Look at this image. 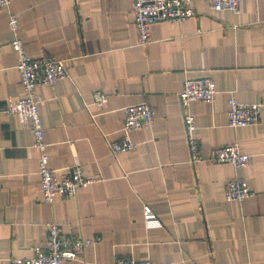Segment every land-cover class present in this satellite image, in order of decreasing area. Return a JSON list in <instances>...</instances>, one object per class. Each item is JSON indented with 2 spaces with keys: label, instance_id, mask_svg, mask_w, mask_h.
<instances>
[{
  "label": "crops",
  "instance_id": "0c3cea01",
  "mask_svg": "<svg viewBox=\"0 0 264 264\" xmlns=\"http://www.w3.org/2000/svg\"><path fill=\"white\" fill-rule=\"evenodd\" d=\"M183 23L151 26L141 44L133 0H10L0 9V264L46 246L47 224L67 236L100 240L63 264H114L133 256L162 264H264V0H242L239 13L216 11L206 0ZM31 56L65 62L68 77L41 86L40 113L50 166L61 171L77 160L101 181L74 197L44 201L40 153L17 115L4 111L23 95L10 16ZM210 76L212 102L192 101L196 136L207 156L238 144L251 155L229 163H192L179 97L189 77ZM109 95L103 110L92 94ZM261 103L257 124L233 128L228 99ZM140 102L155 111L152 129L131 133L136 147L114 154L106 137L119 139L124 108ZM245 179L252 195L228 200L226 183ZM162 222L148 228L144 206Z\"/></svg>",
  "mask_w": 264,
  "mask_h": 264
},
{
  "label": "built area",
  "instance_id": "2783aa9c",
  "mask_svg": "<svg viewBox=\"0 0 264 264\" xmlns=\"http://www.w3.org/2000/svg\"><path fill=\"white\" fill-rule=\"evenodd\" d=\"M198 0H133L134 23L140 36L141 44L151 41V26L162 21L183 23L194 17ZM216 11L228 9L239 13L242 0H206ZM10 0H0V9L9 6ZM9 26L15 36L12 47L18 54L17 68L24 93L16 99H9L4 111L17 115L24 125H29L34 135L33 146L40 153L39 176L44 201L52 203L57 197H74L82 187H88L102 180L99 174H89L79 161L57 171L50 166V154L45 138V128L42 122L40 105L44 96L39 87L52 85L68 77L65 62L52 55H29L22 39L18 36L19 21L12 14ZM218 93L216 82L210 76L189 77L184 81L179 97L185 107L184 126L190 151V160L199 163L208 160L213 163H229L236 169L246 167L251 155L242 151L238 144L213 148L205 156L201 150V141L196 136V119L187 109L192 101L212 102ZM109 95L102 90L92 94V102L100 110L106 107ZM228 123L230 127L238 128L257 124L260 120L261 103H241L234 96L228 99ZM125 120L122 136L119 139L106 137L108 145L114 154H120L134 149L137 145L131 133L140 129H152L155 119L154 109L146 102L128 105L124 108ZM250 184L241 177H234L226 183L225 195L230 201H242L252 195ZM144 223L148 228L161 227L162 222L149 205L144 206ZM48 238L46 246H36L34 254L29 257H13L11 264H63L64 261L82 257L86 249L100 240L72 237L65 235L59 224H47ZM114 264H162L151 259H136L133 256L116 258Z\"/></svg>",
  "mask_w": 264,
  "mask_h": 264
}]
</instances>
